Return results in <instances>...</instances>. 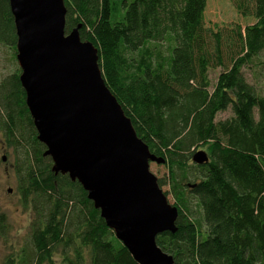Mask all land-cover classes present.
Listing matches in <instances>:
<instances>
[{
    "label": "trees",
    "instance_id": "obj_1",
    "mask_svg": "<svg viewBox=\"0 0 264 264\" xmlns=\"http://www.w3.org/2000/svg\"><path fill=\"white\" fill-rule=\"evenodd\" d=\"M208 2L64 0V29L80 26L137 136L164 159L177 230L156 242L173 264H264V73L260 92L243 71L264 50V0H229L254 19L244 25L211 23ZM118 3L124 12L112 22ZM16 41L9 1L0 0V44L15 49ZM228 108L232 115L216 120ZM0 130L14 148L16 194L33 214L31 250L9 254L6 264H138L81 184L53 172L17 73L0 81ZM197 148L208 162L192 161ZM187 177L193 182L181 185ZM8 232L0 210V241Z\"/></svg>",
    "mask_w": 264,
    "mask_h": 264
},
{
    "label": "water",
    "instance_id": "obj_2",
    "mask_svg": "<svg viewBox=\"0 0 264 264\" xmlns=\"http://www.w3.org/2000/svg\"><path fill=\"white\" fill-rule=\"evenodd\" d=\"M8 1L19 81L53 172L81 184L138 264H173L156 236L177 230L178 210L149 170L150 161L164 159L137 136L105 83L97 49L80 39V26L65 33L64 0ZM192 161L208 162L206 151Z\"/></svg>",
    "mask_w": 264,
    "mask_h": 264
},
{
    "label": "rangeland",
    "instance_id": "obj_3",
    "mask_svg": "<svg viewBox=\"0 0 264 264\" xmlns=\"http://www.w3.org/2000/svg\"><path fill=\"white\" fill-rule=\"evenodd\" d=\"M132 0H127L130 2ZM111 13V21L119 20L124 12V8L120 3ZM207 19L211 23L223 24L232 21H238L241 24L252 23L253 18H242L230 5L229 0H209L207 6ZM16 46L15 49L0 44V81L12 74L17 73L20 75L21 68L16 59ZM248 67V66H247ZM243 69L247 81L254 83L257 89L262 92L261 84L263 83L264 73V50L247 68ZM220 67L210 68L208 76L211 87L215 84L219 73ZM232 115L231 109L228 108L220 111L216 115V120L224 119ZM202 148H197L199 150ZM195 150V151H196ZM5 157V160H2ZM15 152L14 148L9 147L0 130V210L5 211L9 222V232L6 239L0 241V264H6V259L9 254L17 255L21 251L29 252L31 250L29 242V224L32 220L33 214L31 209L24 208L20 203L19 197L16 194V176L14 172ZM191 163V162H190ZM149 170L155 175L158 180H162L160 188L163 191L167 202L174 205L175 199L170 189V178L168 168L165 163H158L156 161L149 162ZM180 177L178 176V180ZM187 182H193L191 177L181 180V185L185 186ZM159 184V183H158ZM8 189H11L8 192ZM185 190L186 196L190 199V205L194 211V216L198 217L199 212L196 210L195 199L192 194ZM58 259V258H57Z\"/></svg>",
    "mask_w": 264,
    "mask_h": 264
}]
</instances>
